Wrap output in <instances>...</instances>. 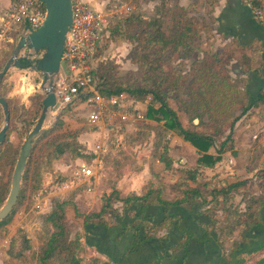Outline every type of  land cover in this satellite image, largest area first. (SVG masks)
<instances>
[{
    "label": "trees",
    "instance_id": "1",
    "mask_svg": "<svg viewBox=\"0 0 264 264\" xmlns=\"http://www.w3.org/2000/svg\"><path fill=\"white\" fill-rule=\"evenodd\" d=\"M207 1L212 7L216 5V0ZM248 3L252 9H264L263 0H248ZM196 5L197 0L194 5L188 7H182L177 4L169 5L167 0H162L154 16L150 17L142 14L137 9H133L127 16L116 18L108 28L109 33L112 30L111 36L113 37L134 40L136 45L128 57L138 66L141 78L139 83H134L135 75L130 74V77H118L113 72L116 66H111L107 69L101 63V68L97 70L99 79L98 92L105 99L126 93L135 101L145 103L146 108L142 112L144 118L159 123L163 122L166 130L173 131L177 136L195 147L200 154L198 167L213 168L220 162L221 154L227 148V143L230 140L225 135L227 129L224 126V119L221 115L224 105L228 104L230 107L239 105L238 109L241 112L239 115L234 116L232 113L228 115L231 117L228 129L232 132L235 124L252 108L264 105V90L256 96H248V99L246 94L243 96L240 93L243 81L241 79L234 80L230 76L228 66L233 60H237L242 64L245 73L252 72L256 64L254 58L246 53L247 48L241 46L237 40H233L228 47L218 49L213 53L208 50L201 51L198 49L199 47L195 45V40L204 32L210 35L213 33L212 24L214 17L212 15L213 10L209 12V21L201 15L197 16V13H194ZM8 46L14 47V44ZM230 48H233V51ZM235 50L240 55H237ZM166 52L168 53L167 57L163 56V53ZM193 52L202 53L203 56L191 60ZM255 52H258V49H253L252 53ZM98 54L99 48L96 53V58L99 59ZM171 57L178 61L181 60L179 67L171 64ZM185 60H190L189 63L193 61L189 70L185 69ZM3 64L0 66V70ZM165 64L168 69L164 67ZM185 90H187V93H184ZM171 94H176L174 97L175 101H179L183 95L188 96L189 101L186 106L191 107L186 110V114L200 120V127L196 131L188 130L183 125L180 116L171 106ZM43 99L44 96L41 94L34 99L36 113H39L42 109ZM84 99L86 100L85 97H81L79 100ZM226 99L230 100L225 103ZM73 103L67 105L57 116L54 125L45 130L34 142L22 179L17 204L21 202L31 182H36V185H39L42 180L41 169L46 165H51L54 154L66 155L70 160L84 157L82 155V145L78 142L80 130L70 128L68 123L70 113L68 110ZM8 104L11 109L9 101ZM223 117H227V115L224 114ZM1 118L2 111L0 107ZM1 124L0 121V129ZM27 124L28 132H30L34 123L28 122ZM202 128H207L208 131H204ZM224 137H226L225 142L219 147L218 141ZM166 144L164 147L165 152L169 148L168 143ZM3 145H0V148ZM214 146H218L217 156L209 153ZM14 154L16 156L18 154L16 149L6 146L1 154L0 169L9 164L10 157ZM44 155L47 157H44ZM12 164L14 165V162ZM259 176L264 179V169L260 171ZM188 177V180L190 179L197 184V175L195 173H190ZM245 184V181L230 184L228 181L216 177L205 182V186H203L205 187V192H201L199 185L197 187L188 186L187 190L184 191L185 197L175 201L164 200L161 197V193L156 190H149L143 196L131 195L122 198L114 189L107 197L106 203L99 213L84 216V225L114 227L115 225H112L109 222L111 220H107L106 216H109L113 221L118 218V215L110 214L114 209L115 203L121 202L127 208L140 204L134 221L128 224V228L133 233V242L140 243L153 238V233L166 224L173 228V222L177 217L170 214L172 207L188 204L189 209L193 211L194 206L199 202L197 201L199 198L202 203L208 204L207 198L210 197V203L214 202V207L204 210L202 214L209 218L211 226H214L218 221H223L226 224L221 230L222 234L217 239L218 243L224 242V236H229L238 229L241 231L242 242L234 243L232 252L226 260L227 264H241L238 256L247 251V246L252 244L251 248L255 249V251L264 248V243L258 240L251 243L253 239L251 232L255 228L264 225V195L255 196L246 193L244 195V211H241L239 207H235L231 203L235 195L242 190L240 188ZM6 195L7 193L2 191L0 193V201L3 202L6 199ZM221 204L222 220L217 216V208ZM70 205L68 201H57L54 203L52 212L45 219V223L51 227L52 231L42 239L36 264L79 263L78 256L82 249L81 239L79 237L71 238V230L66 220L67 210ZM150 205H159L164 209V220L153 224L144 220L143 214ZM14 211L15 208L8 218L0 221V226L8 227L11 224ZM178 227L190 237L191 234L187 229L180 225ZM209 235L210 232H207L205 238ZM243 245H246L245 250H243ZM180 247L182 248L183 245H178V248ZM31 249V242L24 238V248L16 256L21 257L24 251Z\"/></svg>",
    "mask_w": 264,
    "mask_h": 264
},
{
    "label": "rangeland",
    "instance_id": "2",
    "mask_svg": "<svg viewBox=\"0 0 264 264\" xmlns=\"http://www.w3.org/2000/svg\"><path fill=\"white\" fill-rule=\"evenodd\" d=\"M84 1L92 6L90 0ZM140 1L145 0H137L134 2V5H139ZM189 1V6L194 5L196 2V0ZM169 5L174 4L169 3ZM196 6L194 13H197V16L201 15L204 19L209 21V12L214 10L216 5L212 7L207 0H197ZM215 22L216 20L213 18L212 26L215 25ZM111 32L112 30L104 37L99 48L98 55L100 61L96 63L97 70L101 68V63H103V67L107 69L111 66H116L113 72L118 77H130V74H132L133 76L135 75L133 82L139 83L141 76L138 72V66L128 57L129 53L136 45L134 40L130 38L113 37L111 36ZM209 35V33L204 32L195 40V45L199 47L198 49L201 51L208 50L213 53L218 49H223L230 45L223 34L219 38H216L213 33ZM230 49L232 50L233 48ZM13 50L14 47H10L8 44H5L1 48L0 66L3 63L5 64L7 57H11ZM238 53L239 52H236L237 55H240ZM167 55V52L163 53V56L167 57ZM202 56V53L193 52L191 60H195L197 57L201 58ZM170 61L173 66H178L181 60L178 61L171 57ZM189 61H184L185 69L187 70L190 69V65L193 62L191 61L189 63ZM131 64L135 68L137 67V71L132 70ZM164 67L168 69L166 64ZM26 73L27 71L25 72L24 69L13 67L6 74L0 85V96L7 98L11 103L12 109H10L11 123L7 138L4 145L0 148V161L1 154L6 146L15 148L18 152L17 156L14 154L10 157L7 166L0 169V193L2 191L7 193L6 199L3 202L0 201V210L5 205L9 196L13 171L22 146L33 130L42 112L41 109L39 113H36L34 101L36 96L41 94L39 88L41 76L37 74L35 83H33V81L29 79V76L25 78ZM184 93H187V90H185ZM175 96L176 94L170 95L172 108L178 113L183 125L188 130L196 131L198 127H200V120L186 114V110L191 107L186 106L189 101L188 96H181L179 101L174 100ZM227 100L230 99H226L224 102L226 103ZM238 107L239 105L230 107L228 104L223 107L224 110H222L221 115L227 130L231 122V117L228 115L231 113L234 116L239 115L241 112ZM88 110L89 105L85 99L76 100V102L70 105L68 110L70 111L68 116L70 128L80 130L78 142L82 145V155L84 157L70 160L66 155L54 154L51 165H46L41 169L42 180L39 185H36V182H31L29 184L21 202L16 204L12 223L8 227L0 226V264H27L23 261L24 257H17L16 254L22 252L24 248V238H27L28 235L32 237L31 241H38L39 247L41 246L43 237H46L52 231L51 227L45 223V219L52 212L54 203L57 201H68L71 204L67 210L66 220L71 230V238L75 239L82 235L80 233L83 228L84 216L99 213L101 211L103 205L106 203L107 197L115 187L116 179L120 175L129 171L134 173L137 172L139 175H143L144 173L147 175V173L150 172L161 173L167 171L168 173L166 172L164 176L157 180L161 184L165 183L166 185L164 192H162V197L172 199L174 195L172 191L176 192L175 195L178 194L177 190L173 189V187H177V185L178 187L187 185L181 183H179L180 185L173 184L170 178L172 175L179 176L185 174V172H187L188 175L190 173H195L196 175L199 173L200 168L195 165V160L197 158L196 152L190 148L188 142L185 143L184 140L182 141L173 131L166 130L163 122L159 123L144 118L137 122L134 127L122 125L109 128L108 124H106V126H104L105 129L101 130L98 126L89 124L86 119L83 118ZM224 114L227 115V117H223ZM56 119L57 117L55 119H49L44 130H48L52 127ZM3 120L4 116L2 112V118L0 119L2 123L1 127L4 122ZM28 122L34 123L30 132H28ZM202 130L208 131L207 128H202ZM170 137L173 138L171 139ZM174 138L175 140L177 139L178 142H174ZM166 143H168V145L171 143V145L168 146L169 148L165 152L164 147L167 145ZM98 146H101L102 151H104L101 153L99 150L96 154L98 155L101 153L99 163L97 162L96 164L97 177L94 193H83V190L79 192H63V183L71 178L70 175L72 174L73 167L71 168L70 164L77 160H85L89 163H93L96 159L93 151L95 148L98 149ZM44 157L47 156L44 155ZM13 162L14 165L12 164ZM206 179L208 178H201V183L199 184L203 186L207 181ZM198 201L201 202L200 200ZM113 207L114 209L110 214L118 215V204L117 206L114 204ZM19 218L24 219V223L21 225H19L20 222H16L17 220L20 221ZM106 219L112 221L109 216H106ZM263 250L264 249L261 251ZM81 253L82 249L79 253V258ZM33 260L34 261L30 264L35 263V257Z\"/></svg>",
    "mask_w": 264,
    "mask_h": 264
},
{
    "label": "crops",
    "instance_id": "3",
    "mask_svg": "<svg viewBox=\"0 0 264 264\" xmlns=\"http://www.w3.org/2000/svg\"><path fill=\"white\" fill-rule=\"evenodd\" d=\"M90 1L92 6L89 3L88 5L91 9L103 11L111 0ZM167 1L170 4H177L182 7H187L190 4L189 0ZM11 3L12 0H0V16L10 8ZM161 3L162 0L140 1L139 5H134V9L151 17L155 15V9ZM212 15L216 20L215 25L212 26V32L216 38L221 37L223 34L229 43L237 40L241 46L247 48L246 53L255 60L256 64L250 73H245L242 64L237 60H233L228 66L230 76L234 80L241 79L243 81L240 93L243 96L246 94L247 97L260 94L264 90V26L254 19L248 0H216V6ZM253 49H258V52L252 53ZM9 58L7 57L6 61ZM131 66L133 71H137V67L135 68L132 64ZM37 74L34 73L33 77L36 78ZM136 102L140 111L143 112L146 108L145 103ZM122 125L125 124L122 123L120 126ZM104 126L106 124H102L100 129H105ZM113 126L119 127V125ZM108 127L113 128L109 124ZM225 135L230 140L227 143V148L221 154L220 162L213 168L198 167L200 170L197 174V184L193 183L190 179L188 180L187 172L183 175H172L170 177L173 184H187L183 187H178V185L177 187H173V189L177 190L178 194L175 195L176 192L172 191L174 194L172 199L162 197V192H164L166 185L158 181L167 171L161 173L150 172L147 175L146 173L139 175L137 172H126L116 179L114 189L122 198L131 195L143 196L149 190H156L161 193V197L164 200L175 201L185 197L184 191L187 190L188 186L197 187L199 185L201 192H205V187H203L205 185L201 186L199 184L201 183V178H208L206 180L209 181L217 177L228 181L230 184L245 181L246 184L240 188L242 190H240L239 194L235 195L234 200L231 202L235 207H239L241 211H244V195L246 193L255 196L264 195V179L259 176L260 171L264 169V105L252 108L235 124L233 131L231 132L228 129ZM170 138L172 139L173 137ZM178 138L181 137L178 136ZM225 139L226 137L218 141L219 147L225 142ZM174 142H178V140L174 138ZM184 142L186 143V141ZM189 146L197 154L195 165L198 166L200 154L190 143ZM218 146L210 149L209 153L217 156L216 151ZM103 151L100 149L101 153ZM93 152L96 156L93 163L77 160L74 163L72 162L70 167L72 168L81 163H88L96 169V164L97 162L99 163L101 153L96 155V152H99L96 148ZM79 191L82 190L64 189L63 192ZM200 201L194 206L193 211L189 209L188 204L172 207L170 214L177 217L173 222V228H170V225L166 224L153 233V238L141 241L140 243L133 242V233L128 228V224L134 221L140 204L127 208L121 202L115 203L116 206L117 204L119 206L117 207L119 210L118 218L114 221H109L112 225H115L114 227H105L103 225L85 226L83 222V228L80 233L82 235L79 236L82 243V253L78 264H227L226 260L232 252L234 243L242 242L241 231L238 229L233 234L224 236V242L218 243L217 239L222 234L221 230L226 224L223 221H218L214 226H211L209 218L202 214V212L210 207H214V202L210 203V197L207 198L208 204L202 203V200ZM221 208L222 204L217 208V216L220 220H222L221 216L223 214L222 210H220ZM164 217V209L159 205L148 206L143 214L144 220L150 224L159 223L164 220ZM19 220L16 221L20 222L19 225L24 223V219L19 218ZM178 225L187 229L191 234L190 237ZM207 232H210V235L205 238ZM251 237L255 239H252L251 243L257 240L264 243V225L255 228L251 232ZM27 239L31 242L32 249L24 251L20 258L24 257L23 261L30 264L34 261L33 258L35 257L34 264H36L40 250L38 241H31L32 237L29 235ZM180 244L183 245L182 248H178ZM251 246L252 244L247 246V251L238 256L239 262L241 264H264V250L255 251ZM243 248L245 250L246 245H243Z\"/></svg>",
    "mask_w": 264,
    "mask_h": 264
},
{
    "label": "built area",
    "instance_id": "4",
    "mask_svg": "<svg viewBox=\"0 0 264 264\" xmlns=\"http://www.w3.org/2000/svg\"><path fill=\"white\" fill-rule=\"evenodd\" d=\"M71 1L73 23L66 37L61 61L65 78L61 74L54 77L53 92L57 101L61 102L64 109L85 97L89 110L83 117L89 124L99 128L102 124L112 125L113 128V125L120 126L122 123L134 126L144 119L136 101L126 93L109 99L99 94L96 63L100 59L96 58V53L109 33L111 23L118 17L127 16L135 8V0H111L103 11L91 9L84 0ZM252 13L256 21L264 26V9L253 8ZM45 17L46 9L40 0H12L10 8L0 16V50L5 44H14L15 47L21 38L38 30ZM24 53L21 51L19 55ZM35 60V56L31 58V61ZM24 71H27L25 78L29 76L35 83L36 78L32 74L38 72L30 68ZM100 149L101 146H98ZM71 175L63 183V189H81L84 193H94L97 177L94 166L88 163L77 164L73 166Z\"/></svg>",
    "mask_w": 264,
    "mask_h": 264
},
{
    "label": "water",
    "instance_id": "5",
    "mask_svg": "<svg viewBox=\"0 0 264 264\" xmlns=\"http://www.w3.org/2000/svg\"><path fill=\"white\" fill-rule=\"evenodd\" d=\"M46 9V17L41 27L23 37L14 47L11 57L0 71V85L11 68L28 69L42 76L40 92L44 95L41 115L33 130L27 137L16 162L11 182V190L5 205L0 210V221L8 218L15 208L22 185V179L32 152L34 142L45 131L49 119L56 118L61 112L62 104L53 92L54 77L65 73L61 65L67 34L73 23L71 0H40ZM25 51L24 55H19ZM35 61H31L32 57ZM0 107L4 122L0 129V145L4 144L11 122L8 100L0 96Z\"/></svg>",
    "mask_w": 264,
    "mask_h": 264
}]
</instances>
